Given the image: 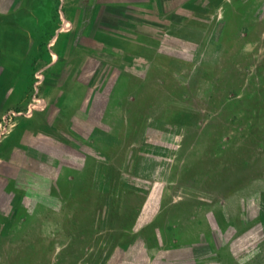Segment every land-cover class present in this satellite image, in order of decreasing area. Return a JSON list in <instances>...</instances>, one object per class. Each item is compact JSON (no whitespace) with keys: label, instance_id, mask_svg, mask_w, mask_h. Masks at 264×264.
<instances>
[{"label":"rangeland","instance_id":"374dc122","mask_svg":"<svg viewBox=\"0 0 264 264\" xmlns=\"http://www.w3.org/2000/svg\"><path fill=\"white\" fill-rule=\"evenodd\" d=\"M68 4L0 0V100L39 96ZM80 4L84 21L93 0ZM184 6L181 23L150 29L161 38L134 44L131 58L80 62L86 86L64 94L78 109L54 132L67 173L28 184L17 211L37 217L0 264H264L262 226L219 221L245 185L264 189V0ZM259 212L255 200L243 216Z\"/></svg>","mask_w":264,"mask_h":264},{"label":"crops","instance_id":"0c3cea01","mask_svg":"<svg viewBox=\"0 0 264 264\" xmlns=\"http://www.w3.org/2000/svg\"><path fill=\"white\" fill-rule=\"evenodd\" d=\"M66 1L69 4L61 11V19L65 25L68 21L81 33L77 37L75 32H65L64 24L56 27L57 37L51 39V57L40 65L44 67L45 82L38 88L39 96L34 90L23 100L15 97L16 100L12 101V95L0 100V197L4 200L0 205V252L11 251L16 242L14 234L27 227L25 221L37 217V214L23 215L17 211L19 198L28 194V184L46 178L51 182L53 177H46L42 173L45 170L52 173L55 169L60 174L66 172L65 167L59 168L54 150H66L67 146L62 145V135L54 132L58 131V124L65 123L70 117V109H78L64 94L86 86L83 75L86 73L80 62L95 61L105 66L131 58L134 44L149 45L161 38L149 33L150 29L159 28L171 20L172 26L174 22L181 23L183 20L176 21V16L183 12L184 4L192 0H93L91 15L84 21L81 20L84 6L80 0L76 3ZM143 52H148V49ZM37 101H41L40 106L34 108ZM51 108L57 109L53 117L49 116ZM21 127L25 132H19ZM43 135L50 138L42 142L40 137ZM64 154L61 153L58 159L63 160ZM245 186L252 190L235 196L240 199L233 217L227 206L221 208L220 229L227 230V225L233 221L237 222L236 230L240 229L239 226L244 229L257 222L262 226L260 235H257V243L260 244L261 239L264 241V189L255 180ZM255 200L260 202V212L256 217L245 219L246 208ZM223 253L229 252L222 246L221 257Z\"/></svg>","mask_w":264,"mask_h":264},{"label":"trees","instance_id":"16d2710c","mask_svg":"<svg viewBox=\"0 0 264 264\" xmlns=\"http://www.w3.org/2000/svg\"><path fill=\"white\" fill-rule=\"evenodd\" d=\"M48 56L50 57V53L48 54Z\"/></svg>","mask_w":264,"mask_h":264}]
</instances>
